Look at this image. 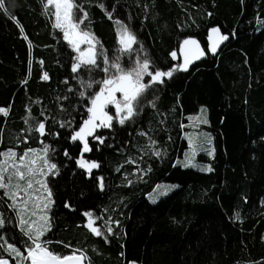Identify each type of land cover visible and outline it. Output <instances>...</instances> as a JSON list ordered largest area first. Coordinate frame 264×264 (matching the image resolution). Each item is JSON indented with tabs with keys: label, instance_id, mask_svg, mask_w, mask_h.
<instances>
[{
	"label": "trees",
	"instance_id": "1",
	"mask_svg": "<svg viewBox=\"0 0 264 264\" xmlns=\"http://www.w3.org/2000/svg\"><path fill=\"white\" fill-rule=\"evenodd\" d=\"M72 2L87 13L79 30L99 41L97 53L102 46L110 60L120 55L125 69L139 56L150 61V71L177 70L146 90L123 125L114 112L111 127L96 133L104 142L92 139L78 159L71 136L89 118L105 74L96 67L72 71L77 56L44 0H4L0 108L7 114L0 113V151L47 146V158L58 167L48 178L53 205L43 240L51 242L49 250L62 256L83 251L87 264H264V0ZM81 15L74 7L73 19ZM121 25L137 38L131 54L119 52ZM213 29L230 42L219 56L207 53L181 73L180 56L171 53L190 37L207 51ZM97 63L103 67L99 56ZM201 107L214 137L208 173L179 165L185 126ZM39 123L43 134L36 131ZM81 159L99 167L88 172ZM160 183L178 189L151 203ZM0 213V244L23 252L27 238L14 213L1 201ZM90 219L101 236L87 227ZM0 257L14 261L3 247Z\"/></svg>",
	"mask_w": 264,
	"mask_h": 264
},
{
	"label": "snow or ice",
	"instance_id": "2",
	"mask_svg": "<svg viewBox=\"0 0 264 264\" xmlns=\"http://www.w3.org/2000/svg\"><path fill=\"white\" fill-rule=\"evenodd\" d=\"M44 6L46 12L50 6L54 8L52 12V16L55 18L54 26L61 29L64 33V38L72 44L74 50L80 52V55L76 57V63L72 65V71L77 72L81 66L96 67L100 68V71L105 74L103 80L97 81L101 87L91 98V107L87 109L91 114L89 119L84 121L83 126L71 136L73 141H83V151L87 152L90 149L85 137L92 135L99 143H103V138L95 136L93 129L97 127H111L113 116L105 111L108 105H112L115 108V116L118 118V122L123 125L126 120H130L136 115L137 108L141 102L140 98L146 90L154 83L162 84L165 77L171 78L173 72L177 69L170 71L154 69L150 71V61L146 57L141 59L139 56L132 57L134 60L132 67L125 69L121 66L120 55H114L110 60L106 50L102 46L99 53H97L93 44L95 37L89 32L76 31L80 24L84 22V19L87 18V13L83 11L81 6L74 5L72 0H44ZM74 7L82 14L76 20L73 19ZM3 8L4 0H0V9ZM109 18H111L110 13ZM218 31V29H213V32ZM118 35L119 44L121 45L119 52L133 53V46L138 43L135 34L126 25H121ZM220 39L227 40L228 36H221ZM81 43L89 45V48L84 52L80 50L79 45ZM96 43H99V41H96ZM190 43L195 45L196 41H184L186 45ZM213 52H215V47H213ZM171 55L173 58L176 57L175 52L171 53ZM97 56L101 59L103 67L97 63ZM187 63L186 58L185 65ZM112 69H115V72H111ZM179 70L186 71L187 68L182 65L179 67ZM145 75L150 77V81L147 84L144 83ZM43 78L48 79L46 73ZM88 87H91V84ZM117 93L120 94L119 99H117ZM80 95L84 96V93L81 92ZM0 113L6 115L7 110L0 108ZM204 122L207 123V121ZM61 126L63 127V125ZM44 129V123H39L36 131L43 134ZM48 151L47 146L40 151L39 155L37 154V150L34 149H29L22 154H18L12 148L0 151V190L4 191L5 197L10 201L7 206L16 211L19 218L20 231L27 238L26 247L23 252L6 242L0 244V247L5 248V251L15 259L16 264H83V261L86 259L83 251L74 250L71 254L62 256L50 251L49 245L51 242L42 239L45 232L50 230L47 209L52 203V193L47 187L44 177L52 173V170L56 168V165L50 163L47 158ZM156 155L159 156L160 153L157 152ZM80 166L87 167L89 172L91 169L99 167L94 162L91 164L81 162ZM187 166L188 164L186 163L185 167ZM207 171H211V168H208ZM38 176L40 177L39 179L37 178ZM100 187L101 189L103 188L102 177L100 178ZM25 214L28 215L27 219L25 218ZM85 215L91 218L92 214L89 212ZM237 219H239V214H237ZM4 224L5 218L3 213H0V228H3ZM87 227L95 235H102L98 228L92 226L91 219ZM111 231L112 229L108 228V232L111 233ZM0 264H9V261L0 257Z\"/></svg>",
	"mask_w": 264,
	"mask_h": 264
},
{
	"label": "rangeland",
	"instance_id": "3",
	"mask_svg": "<svg viewBox=\"0 0 264 264\" xmlns=\"http://www.w3.org/2000/svg\"><path fill=\"white\" fill-rule=\"evenodd\" d=\"M73 10H74V8H73ZM76 31L81 32L79 30V28ZM66 41L69 43L68 40H66ZM93 44L95 45V50H96L95 41H93ZM71 47L74 50L72 44H71ZM79 47H80L81 52H84L89 48V45L86 43H81L79 45ZM74 51H75L76 56L80 55V52H77L76 50H74ZM177 56H178V53L176 52L175 59L177 58ZM84 58H86V57H84ZM116 95H117V99H119L120 94L117 93ZM202 110H204V111H202ZM105 111L109 115L114 117L115 108L112 105H108L105 108ZM90 115L91 114L89 113V117H90ZM204 121H207V123H205ZM112 122H113V120L111 121V125H112ZM97 123H99V122L97 121ZM208 127H209L208 110L206 107H201L199 112L196 115H192L189 117V124H187L185 126L186 129L183 132V135H184L185 140L187 142V147L184 150L183 155L179 160V165H181L184 168H190V169H194V170L205 172V173L210 172V171H207L208 168H211L208 160L213 159V157L215 155V148H214V137H213L212 133L209 131ZM103 128H106V127H97L95 129H93L94 134H96L98 130L103 129ZM90 136H92V135L86 136L85 139L87 140V138H90ZM81 149H82L81 153H84L83 146ZM34 150H37V154L39 155L40 151L42 149H34ZM81 158H82V156H81ZM49 162L56 165V163L53 161L51 162L49 160ZM81 162H84L85 164H90V163H87L86 161H84L83 159L79 160V164H81ZM186 163L188 164L187 167H185ZM84 168L86 171L89 172L87 167H84ZM94 169H96V168L91 169V171H93ZM57 173H58V167L56 166V168L54 170H52V173H50L46 177H44V179L46 180L48 188H49L48 178L50 176H56ZM37 178L39 179L40 177L38 176ZM176 189H178L177 184L160 183L156 187V189L149 195V200L151 203H156L161 198L168 196L170 193H172ZM0 201L5 203V205L6 204L8 205L10 203V201L5 197L3 190H0ZM51 201H52V203L49 205V207L47 209V215L49 217L50 227H51V208L53 205L52 195H51ZM9 209L12 210V212L14 213L16 220H17V223H18V226H19V218L16 214V211L13 210L12 208H9ZM25 218L26 219L28 218L27 214H25ZM48 231L45 232L44 236L47 234ZM44 236L42 237V239L44 238ZM4 250H5V248H4ZM5 252L8 256H10L13 259V257L11 255H9V253L7 251H5ZM7 260L9 261V264H16L15 259H13L14 261H12L11 259L7 258ZM131 264H135V263H131Z\"/></svg>",
	"mask_w": 264,
	"mask_h": 264
},
{
	"label": "water",
	"instance_id": "4",
	"mask_svg": "<svg viewBox=\"0 0 264 264\" xmlns=\"http://www.w3.org/2000/svg\"><path fill=\"white\" fill-rule=\"evenodd\" d=\"M218 32H213L211 30L208 35V48L207 51L203 48V46L193 37L187 38L185 40H194L196 44H184L183 40L179 45L178 54L181 59V65L187 68L186 71L180 70L181 73H187L191 69L195 68L199 65L206 57L207 53H210L215 56H219L223 48L230 42V36L228 34H224L220 29ZM228 36L227 40H221V36ZM213 47H215V52H213ZM199 56V58H197ZM187 58L188 63L185 65V59ZM83 143L81 140H77ZM83 264H87V260L83 261Z\"/></svg>",
	"mask_w": 264,
	"mask_h": 264
},
{
	"label": "flooded vegetation",
	"instance_id": "5",
	"mask_svg": "<svg viewBox=\"0 0 264 264\" xmlns=\"http://www.w3.org/2000/svg\"><path fill=\"white\" fill-rule=\"evenodd\" d=\"M94 135L96 136V134H94ZM92 139H94L93 136H90V138H87V143H88V147H89V149H90V146H91V145H90V142H91ZM76 143H77V146L79 147V150H80V151H79V155H78V153H77L75 156L79 159V158H81V156H82V153H80V152H81V148H82V146H83V143H81L80 141H77V140H76ZM78 159H77V160H78Z\"/></svg>",
	"mask_w": 264,
	"mask_h": 264
}]
</instances>
